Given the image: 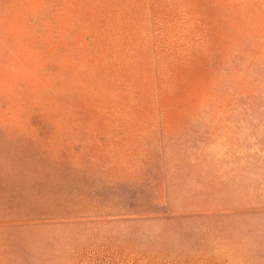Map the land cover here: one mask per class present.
Here are the masks:
<instances>
[{"label":"rangeland","instance_id":"obj_1","mask_svg":"<svg viewBox=\"0 0 264 264\" xmlns=\"http://www.w3.org/2000/svg\"><path fill=\"white\" fill-rule=\"evenodd\" d=\"M0 264H264V0H0Z\"/></svg>","mask_w":264,"mask_h":264}]
</instances>
